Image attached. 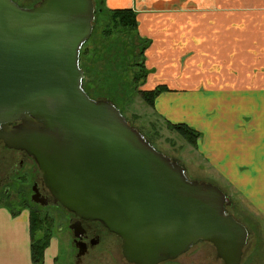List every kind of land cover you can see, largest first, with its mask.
<instances>
[{"label":"water","instance_id":"95a60500","mask_svg":"<svg viewBox=\"0 0 264 264\" xmlns=\"http://www.w3.org/2000/svg\"><path fill=\"white\" fill-rule=\"evenodd\" d=\"M97 11L95 0H0V141L36 161L55 203L118 235L126 262L161 264L207 242L241 264L250 234L228 195L190 180L85 91L80 56Z\"/></svg>","mask_w":264,"mask_h":264},{"label":"crops","instance_id":"0c3cea01","mask_svg":"<svg viewBox=\"0 0 264 264\" xmlns=\"http://www.w3.org/2000/svg\"><path fill=\"white\" fill-rule=\"evenodd\" d=\"M104 8L136 13L138 44L150 41L141 90L167 87L154 103L160 119L198 131L195 150L213 180L264 222V0H104ZM30 226L27 212L0 207V264H35ZM59 252L52 238L44 264H57Z\"/></svg>","mask_w":264,"mask_h":264},{"label":"rangeland","instance_id":"374dc122","mask_svg":"<svg viewBox=\"0 0 264 264\" xmlns=\"http://www.w3.org/2000/svg\"><path fill=\"white\" fill-rule=\"evenodd\" d=\"M14 2L22 8H32L40 0L33 2L31 0H14ZM108 24L109 16L96 14L93 34L81 51L80 65L87 73V79L85 75L83 82L86 92L94 100L111 102L125 118L134 124L136 129L143 132H157L159 137L156 143L159 150L182 164L190 180L214 183L228 194V191L219 184L220 182L213 180L216 175L211 172L210 167L197 154L196 150L183 141L178 133L171 132L154 108L138 94L142 87V83H136L134 78L135 74L139 73L136 63L142 59L138 42L136 41L137 47L133 48L132 39L127 35L106 38L104 33ZM18 156V153L7 148L0 149V179H4L10 169L14 167ZM38 172L40 170L35 160L26 161L23 170L11 175L12 183L8 181L11 193H20L21 197L28 198L31 193L33 177ZM1 196L2 190H0ZM229 199L235 204L233 203L234 205L227 208L228 211L248 228L250 234L241 264H264L263 220L245 208L235 197H229ZM12 205L13 207L0 200V207L7 208L15 216L24 212L30 214V211L21 207L19 200L13 202ZM34 207L39 210L36 205ZM40 211H42L41 218L47 221L46 225L51 224L52 226L53 240L59 243L60 252L57 264H80L76 259L77 249L72 244V235L68 227V211L63 207L40 209ZM122 244L123 242L119 238H104L102 246L112 249H94L81 264H129L123 257ZM164 264H224V262L217 257L216 249L212 244L200 242L179 258Z\"/></svg>","mask_w":264,"mask_h":264},{"label":"trees","instance_id":"16d2710c","mask_svg":"<svg viewBox=\"0 0 264 264\" xmlns=\"http://www.w3.org/2000/svg\"><path fill=\"white\" fill-rule=\"evenodd\" d=\"M97 15L98 14H105L109 16V24L106 25L105 29L106 32L104 33L106 38L110 37H117L119 35H127L128 38L132 39V46L133 48H136L138 40L141 42V39L137 33L138 30V21L136 13L131 9H118V10H110L104 8V0H97ZM145 43L142 40L141 45L138 44L139 50H140V56L141 61L143 60L144 51L147 48V44L150 43L148 40H144ZM131 49V47H130ZM137 62L136 66L139 67V73L135 74V82L136 83H144L147 79L149 71L144 66L143 62ZM81 66V65H80ZM82 68V67H81ZM83 70V69H82ZM85 72V70H84ZM86 79H87V73L85 72ZM84 86V85H83ZM85 89V88H84ZM86 91V89H85ZM167 91V87L160 86L156 88L153 91H143L139 90L138 94L152 107L154 108V103L156 97ZM138 118V117H135ZM127 121L133 126L134 124L126 118ZM167 124V127L171 132L178 133L182 138L183 141H185L188 145L192 146L194 149L197 147V142L201 136V134L196 131L194 128L189 127L185 124H173L168 121H165ZM140 133L150 142L152 146H154L158 151L159 148L157 146V140L159 137V134L151 133L150 131L143 132L139 130ZM223 190V189H222ZM224 191V190H223ZM225 192V191H224ZM234 203V202H233ZM235 204V203H234ZM233 204V205H234ZM234 207V206H233ZM41 214L31 211L30 212V220H31V239H32V245H31V251H32V261L35 264H44L45 259V251L50 245V241L52 239V230H51V224L46 225L47 221L45 219L41 218ZM39 234V235H38ZM43 234V235H41Z\"/></svg>","mask_w":264,"mask_h":264},{"label":"flooded vegetation","instance_id":"af4514ba","mask_svg":"<svg viewBox=\"0 0 264 264\" xmlns=\"http://www.w3.org/2000/svg\"><path fill=\"white\" fill-rule=\"evenodd\" d=\"M95 1L97 2V0ZM2 147L7 148L3 144V142L0 141V149ZM10 151L18 153L19 156L16 164L14 165V167L10 169L6 177L4 179L3 178L0 179V190H2V196L0 197V200H2L3 203H6L12 207H13L12 203L15 202L16 200H19L21 207L24 210H28L30 212L35 211L41 215H42V211H40V209L47 210V209L62 208L60 204L55 203L54 197L52 196L50 190L46 186V183L44 181L41 172H38L34 175L32 187H31V193L29 194L28 198L24 196L21 197L20 193L19 194L11 193L10 188L8 186L9 185L8 181L12 183V181L10 180L11 175L19 173L26 166V161L30 159L32 160L34 159L30 155H28L25 151H16V150H10ZM34 191L36 192V194H34ZM35 205L37 208H39V210L34 207ZM68 214H69L68 227L72 235V244L74 248L77 249L76 259L77 262L80 264L83 263L84 259L88 255H90L94 251V249H112L108 246H102L104 238L106 239L108 237L109 239H111L112 237V239L114 238L121 239L118 235L110 232L99 221L82 219L76 214L71 213L69 211ZM122 249H123V244H122ZM80 250L83 251V255L81 256L78 255Z\"/></svg>","mask_w":264,"mask_h":264}]
</instances>
